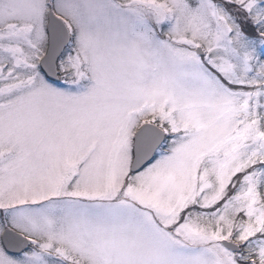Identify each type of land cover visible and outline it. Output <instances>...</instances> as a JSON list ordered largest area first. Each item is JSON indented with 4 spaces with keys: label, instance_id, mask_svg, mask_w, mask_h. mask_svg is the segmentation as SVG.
<instances>
[{
    "label": "snow or ice",
    "instance_id": "6c2138e0",
    "mask_svg": "<svg viewBox=\"0 0 264 264\" xmlns=\"http://www.w3.org/2000/svg\"><path fill=\"white\" fill-rule=\"evenodd\" d=\"M0 264H264V0H0Z\"/></svg>",
    "mask_w": 264,
    "mask_h": 264
}]
</instances>
